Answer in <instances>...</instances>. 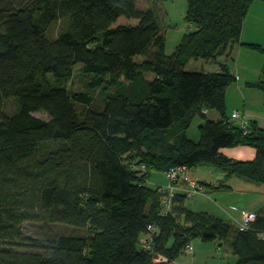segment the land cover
Wrapping results in <instances>:
<instances>
[{"label": "trees", "instance_id": "obj_1", "mask_svg": "<svg viewBox=\"0 0 264 264\" xmlns=\"http://www.w3.org/2000/svg\"><path fill=\"white\" fill-rule=\"evenodd\" d=\"M139 1L0 0V264H154L155 256L173 262L195 238L230 243L238 264H264V215L241 231L191 211L183 193L164 214V185H149L150 171L166 176L177 166L200 165L264 184V128L249 122L245 133L224 120L226 91L237 78L220 60L241 41L253 0H188L187 19L197 28L171 59L155 13L139 9ZM121 16L138 23H119ZM199 58L220 70H184ZM79 63L91 76L89 90L49 79H71ZM148 73L155 78L143 98L107 92ZM257 86L264 91V69ZM99 88L101 98L89 92ZM10 98L18 107L7 114ZM208 109L222 120L206 118L194 142L185 132ZM39 111L49 119L35 116ZM173 133L174 141H160ZM237 145L254 146L257 159L222 151ZM27 222L79 231L33 237ZM149 226L152 250L142 246Z\"/></svg>", "mask_w": 264, "mask_h": 264}, {"label": "rangeland", "instance_id": "obj_2", "mask_svg": "<svg viewBox=\"0 0 264 264\" xmlns=\"http://www.w3.org/2000/svg\"><path fill=\"white\" fill-rule=\"evenodd\" d=\"M137 7L141 10L151 9L155 13L159 26L165 36V56L167 59H171L174 56L177 49L183 43L186 35L195 31L197 28L194 23L189 22L187 19L188 0H140L137 3ZM119 23L137 24L138 20L135 18L121 16L119 18ZM57 32L58 27L55 26L49 33L52 36H56ZM241 42L259 45L261 49L242 46ZM245 51H249L253 55H249V53ZM227 54H225L224 58H228L230 56L231 62H233V59L235 60L232 73L236 76L237 80L230 84L226 91L225 116L229 117V119L225 117L224 120L233 121L230 116L234 111L239 110L246 113L247 119L246 117L245 119L248 122L255 123L259 127L264 128V91L257 86L261 80L262 71L264 69V5H262L258 0H253L244 20L241 41L231 44L227 50ZM224 58H220V60H223ZM143 59V57L137 58L138 61ZM82 66L83 65L80 63L77 64L75 66L74 76L67 81H58L51 74L49 75V79L52 83L58 86L64 85L70 91L89 90L88 83L91 76L83 72ZM184 70L218 72L220 68L218 63L215 61L199 58L190 60L185 65ZM154 78L155 76L153 74H142L135 81H124L118 89H109L107 92L126 91L135 98H143L148 94V81L153 80ZM89 92L97 98L104 96V91L100 88L90 90ZM17 107V99L10 98L5 104V112L7 114H12ZM34 115L43 119H49V116L43 111L35 112ZM222 117L223 116L218 111L213 109H208V113L205 116L200 114L194 115L190 127L185 132L186 137L194 142H199L202 137L201 127L206 118L214 121H221ZM158 138L161 139L160 136ZM164 138L169 140L173 139L174 141L175 136L174 133L169 134L163 136L160 141H163ZM225 150L228 155L240 161L256 160L258 157L257 149L250 145L231 146L225 148ZM192 171L197 172L199 177L205 176L206 182L208 183H211L218 178H223L222 171L212 165L192 167ZM150 176L152 177L150 180L151 182L149 183L151 186H155L157 183L162 184L166 182V176L163 172L150 171ZM187 199V205H190V201H194L197 198ZM227 199H229V201H233L235 197L230 198V196H226V200H221V202L227 204L229 202ZM236 199L235 204L243 207V205H240L241 203L238 202L239 199ZM255 200L260 203L264 202V196H257ZM201 201L207 203L208 201H210V203L215 202L211 200L205 201L204 199H201ZM194 203L195 202H192L193 205ZM24 230L27 235H31L33 237L58 236L61 234L76 233L79 231L70 225L49 224L47 226H42V224L35 222L25 223ZM219 242L220 241H216L214 242L215 244H205V242H202L201 238L193 239L192 244L196 249L199 244L212 245V247L203 248V250L200 249L199 258L197 259L196 264H238L236 257L230 251V243L220 242L222 244V248L218 251L214 245L217 246ZM181 257L185 258L186 255ZM158 258L159 257H155L154 260Z\"/></svg>", "mask_w": 264, "mask_h": 264}, {"label": "crops", "instance_id": "obj_3", "mask_svg": "<svg viewBox=\"0 0 264 264\" xmlns=\"http://www.w3.org/2000/svg\"><path fill=\"white\" fill-rule=\"evenodd\" d=\"M258 1L262 5H264V0H258ZM245 52L249 53V55L251 54L249 51H245ZM226 54H227V52H226ZM251 55H253V54H251ZM224 56L225 55H223L221 58H224ZM230 59L231 58L229 56L228 58H224L221 61L229 64L230 70L232 72L234 69L233 65L235 63V60L233 59V62H231ZM241 112H242L243 116L246 117V119H247L246 113L244 111H241ZM222 151L228 157L237 160L236 158L228 155L226 153L225 149H223ZM190 175L194 181H196L197 183H199L203 186L202 192L193 197V199L194 198H197V199H195L194 201H190V205H187L191 211H193V212H205V213H208L214 217H218V218L224 219L226 221H231V219L229 217V213L232 214L237 219L242 220L241 212L244 210L252 211V212H256V213H260V214L264 215V202L260 203L257 200H255L257 196H264V184H258L255 182H251L249 180H245V179L239 178L237 176L227 177L226 173L224 171H222V175H223L222 177L223 178H220V179L218 178L217 180H215L211 183L206 182L205 176L199 177L197 172L192 171V169L190 170ZM165 178H166L165 183H162V184L157 183V184L158 185L166 184L168 182V180H167V177H165ZM151 179H152V177L150 176V180ZM153 183H155V182H153ZM226 196H230V198L235 197V199L233 201H229V199H227L229 202L227 204H225V203L221 202V200L225 201ZM236 198L239 199L238 202L241 203L240 205H243V207H240L239 205L235 204L236 200H237ZM201 199H204L205 201L211 200V201H213V202L215 201V202L210 203V201H208V203H207V202L201 201ZM243 200H244V202H243ZM192 202H195L194 205L192 204ZM233 208H235V209H233ZM202 242H204V241L202 240ZM214 242H216V241L205 242V244H215ZM205 244L197 245V249L192 244V246H193L192 254L186 255L185 258L180 257L173 262H168V264H196L197 259L199 258L200 249L203 250V248L212 247V245H205ZM214 246L218 251H220L222 248L221 247L222 244L220 242H219V244H217V246L216 245H214ZM230 249H231L230 251L232 252V254L236 257L237 261H239L238 256L233 252L231 246H230ZM183 256H185V255H183Z\"/></svg>", "mask_w": 264, "mask_h": 264}, {"label": "built area", "instance_id": "obj_4", "mask_svg": "<svg viewBox=\"0 0 264 264\" xmlns=\"http://www.w3.org/2000/svg\"><path fill=\"white\" fill-rule=\"evenodd\" d=\"M231 120L235 121L242 130L246 133L248 131L249 122L245 119L242 112L236 110L231 115ZM168 183L163 186V199L162 209L164 214H168L172 211L174 198L178 193H183L187 198L192 199L194 196L202 192V186L191 178L190 170L187 166H177L166 172ZM235 209V208H233ZM242 220L237 219L229 213L231 223L241 231L247 230L250 225L257 219V213L252 211H242ZM155 228L153 226L148 227V234L142 239V246L146 250H152L153 248V236L155 234ZM264 239V233L260 235ZM193 246L189 242L184 248V255L192 254ZM157 257V256H155ZM154 257V258H155ZM154 264H168V260L164 258H158L154 260Z\"/></svg>", "mask_w": 264, "mask_h": 264}]
</instances>
